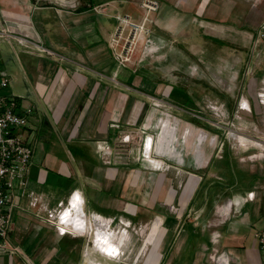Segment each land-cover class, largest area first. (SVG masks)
<instances>
[{"label":"crops","instance_id":"obj_1","mask_svg":"<svg viewBox=\"0 0 264 264\" xmlns=\"http://www.w3.org/2000/svg\"><path fill=\"white\" fill-rule=\"evenodd\" d=\"M132 1L125 4L126 0H0V28L4 26L13 34L41 41L54 52V55L31 54L16 41L10 43L12 49L8 46L7 50L3 49L8 59L13 57V51L22 68V71L10 72L13 86L22 88L21 91L7 93L17 96L19 111L32 107L36 113L25 128L26 137L34 145L29 188L41 196L50 209L60 200H67L75 190L84 199L83 204L82 198L79 201L74 196L62 219V228L74 236L60 234L54 226L35 215L37 209H30L28 198L22 199L26 210L15 211L10 238L20 251L12 255L0 254V264H82L87 262L80 256L88 245L84 237L93 233L94 228L98 230L95 241L98 251L110 258L121 252V243L115 240L118 235L125 239L128 229L112 230L108 219L123 216L124 220L150 222L153 214L161 211L156 198L170 204L180 197L181 205L193 204L197 184L191 182L185 187L187 191L177 196L175 187L180 183L169 178L165 171L149 169L143 164L104 161V144L109 148L121 128L151 126L156 121L140 120L144 109L151 105L152 97L178 98L186 92L177 79L163 73L160 60L146 65L149 57L144 56V64L136 69L116 64L108 46L117 24L113 15L129 10L137 14L139 0ZM168 2L171 6L167 12H162L160 6L157 15L160 25L168 23L169 13L174 16L173 29L187 15L194 23V17L203 16L207 22L214 18L208 12L215 5L214 0H197L193 9L188 7V0ZM263 4L264 0H257V12ZM98 6H104V12H97ZM155 61L158 66H154ZM207 136L201 131L203 140ZM152 142L147 152H152ZM197 148L201 152V144ZM205 161L200 153L199 165ZM152 189L154 200L151 199ZM228 203L231 205L233 201L230 199ZM261 210L264 212L263 205L258 208L259 213L250 208L249 225L255 227L251 222L259 215L258 220L262 221ZM88 214L101 217L95 218L94 223ZM160 216L152 222L148 233L155 238L150 242L149 253H154V257L159 254V259V239L178 237L186 224V220L167 211ZM249 225L245 223L244 232L249 227L256 230ZM236 242L234 249L239 252L234 253L240 264H258L264 250L256 238L241 236ZM152 262L149 255L147 263ZM91 264L101 263L92 261Z\"/></svg>","mask_w":264,"mask_h":264},{"label":"rangeland","instance_id":"obj_2","mask_svg":"<svg viewBox=\"0 0 264 264\" xmlns=\"http://www.w3.org/2000/svg\"><path fill=\"white\" fill-rule=\"evenodd\" d=\"M144 1H138L140 9L137 14L129 10L113 15L117 24L108 40L112 55L110 41L119 25L117 18L130 15L133 22L143 25V29L132 31L130 26L125 27L120 50L131 31L137 33L138 38L132 46L127 43L126 46L134 52L132 61L122 68H138L144 64V56L149 57L146 65L152 60H160L163 73L177 79L178 85L187 93L178 98L152 97L151 105L144 109L140 120L156 121L151 126L121 128L109 148L104 144L102 153L108 164H143L149 169L165 171L169 178L180 183L175 187L177 196L183 195L191 182L197 184L194 202L181 205L180 197H176L174 202L166 204L155 199L152 189L151 199H155L161 211L153 214L147 223L130 221L127 237L122 239V235H118L115 240L121 243V252L110 255V258L98 251L95 242L98 230L94 228L93 233L84 237L88 245L80 256L87 262L82 264H91L92 261L149 264V255L154 261L152 264H218L221 254L232 257L236 256L234 251L239 252L234 249L237 248V237H253L264 227V218L258 220L260 215L252 219L255 227L247 221L251 207L253 212L259 213L258 208L264 206V4L258 13L257 0H214L215 5L208 10L214 15L211 22L203 20L202 16L194 17V23L187 15L173 29L174 16L171 13L167 14V24L160 25L157 18L160 6L162 12L169 9V0H157V10L149 13L143 6ZM196 1L188 0L189 6L186 4L190 8ZM132 2L126 0L125 4ZM104 6L96 7V11L104 12ZM7 46L12 49L7 40H0V53L7 62L6 68L9 72L22 71L13 51L12 58L4 56L3 49L7 50ZM16 47L22 56L21 48L17 44ZM154 66H158V62L155 61ZM21 89L14 87L12 82L7 91L18 93ZM35 115L34 111L28 114V120ZM201 131L208 134L204 140ZM150 141H153V150L147 152ZM198 144H201V152H198ZM200 153L206 160L202 166L199 165ZM230 199L233 201L231 205L228 203ZM64 201L67 203L66 199ZM166 211L186 220V224L178 237L159 239V259V254L154 257V253H149L150 242L155 238L148 233L155 218ZM260 214L264 216L263 210ZM42 215L45 218L42 220L54 226L46 219L48 213ZM88 217L94 220L90 214ZM120 218L113 221L110 229H122L118 226ZM245 223L256 230L249 227L244 232ZM263 262L264 253L257 263Z\"/></svg>","mask_w":264,"mask_h":264},{"label":"built area","instance_id":"obj_3","mask_svg":"<svg viewBox=\"0 0 264 264\" xmlns=\"http://www.w3.org/2000/svg\"><path fill=\"white\" fill-rule=\"evenodd\" d=\"M143 6L147 9V13L157 10L159 3L157 0H145ZM119 25L112 35L110 47L113 51L115 62L120 67H125L128 62L132 61L134 49L130 46L136 44L138 38L135 30L143 29V25H139L132 21L130 15L118 16ZM130 26L131 33L125 39V45L120 50L122 40L124 39L125 27ZM0 40H7L9 43L16 41L27 52L37 55H54L53 50L46 47L41 41L30 37L13 34L7 27L0 28ZM130 43V46H126ZM12 84V76L4 65V57L0 53V254H16L19 247L11 243V232L13 231L14 215L17 210H26L22 206L21 200L29 199V207L36 208L35 215L41 219L42 214L48 213L49 222L54 224L57 231L62 234H70L62 228V219L66 217V210L70 207L71 199L76 196L79 201L82 198L76 190L71 193L67 199V203L62 200L58 203L57 209L49 208L41 196L29 188L30 167L34 154V145L29 142L25 134V128L28 124L27 115L33 112L32 107H28L23 111H19V105L13 94H8L7 90ZM82 204V206H83ZM94 218L100 215L91 214ZM101 217V216H100ZM45 219V218H44ZM107 220V219H106ZM109 227L114 219H108ZM119 228H127L131 225L130 221L119 219ZM254 236L261 249L264 250V227L258 229ZM218 264H240L235 256L221 254L218 257ZM264 264V262H263Z\"/></svg>","mask_w":264,"mask_h":264},{"label":"trees","instance_id":"obj_4","mask_svg":"<svg viewBox=\"0 0 264 264\" xmlns=\"http://www.w3.org/2000/svg\"><path fill=\"white\" fill-rule=\"evenodd\" d=\"M252 180V179H251Z\"/></svg>","mask_w":264,"mask_h":264}]
</instances>
